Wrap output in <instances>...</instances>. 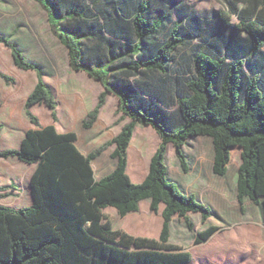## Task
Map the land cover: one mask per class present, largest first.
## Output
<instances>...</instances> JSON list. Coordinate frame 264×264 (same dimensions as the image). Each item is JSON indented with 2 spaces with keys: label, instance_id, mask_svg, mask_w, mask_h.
<instances>
[{
  "label": "trees",
  "instance_id": "trees-1",
  "mask_svg": "<svg viewBox=\"0 0 264 264\" xmlns=\"http://www.w3.org/2000/svg\"><path fill=\"white\" fill-rule=\"evenodd\" d=\"M34 1L46 12L50 32L67 49L70 68L102 86L95 106L82 119V127L94 124L108 94L118 99L115 115L129 122L111 141L83 156L74 145L75 133H58L54 125L41 127L30 113L31 106L43 104L56 122L54 95L43 81L40 66L27 61L7 38H0L13 65L36 75L24 106L32 128L18 149L0 151L2 158L15 157L35 165L29 183L32 204L18 211L0 205V264H188L191 253L169 242L172 217L182 218L193 232L187 213H199L204 223L212 212L194 195L182 193L168 181L165 152L171 143L180 169L187 172L183 146L196 136L211 139L212 172L218 176L226 173L230 151L240 149L237 201L242 212L244 199L260 205L264 221V74L263 69L255 72L249 62L264 46V0H216L222 7L217 13L221 27L216 37L197 46L192 74L182 80L172 77V63L175 53L188 47L193 35L174 0H136L131 4L128 0ZM173 13L178 15L176 20ZM232 18L233 34L226 39L222 27L231 26ZM164 30V39L159 41ZM241 34L247 40L245 58L233 54L239 52ZM150 75L174 80L175 115L140 95L144 93L137 77ZM0 76L6 82L11 80ZM164 117L178 128L171 130ZM137 124L150 126L161 142L150 159L147 175L136 184L126 173V149ZM112 145L110 156L116 165L94 181L91 162ZM5 190L0 187V198ZM146 199L152 213L160 204L164 206L158 238L133 236L112 227L104 209L114 208L124 217L137 212ZM219 230V226L210 225L195 232L193 244L205 243Z\"/></svg>",
  "mask_w": 264,
  "mask_h": 264
},
{
  "label": "crops",
  "instance_id": "crops-1",
  "mask_svg": "<svg viewBox=\"0 0 264 264\" xmlns=\"http://www.w3.org/2000/svg\"><path fill=\"white\" fill-rule=\"evenodd\" d=\"M0 38H7L17 46L27 61L40 66L43 81L54 95L56 122L52 121L49 110L43 104L31 106L30 113L37 117L41 127L54 125L58 133H75L74 145L83 156H87L104 142L111 141L121 127L129 122L127 118L120 119L121 115L117 114L123 124L115 123L118 117L115 116L118 99L108 94L94 124L88 129L82 127V119L95 106L97 97L103 90L102 86L84 72L73 71L70 68L67 49L50 32L48 16L34 0H0ZM0 75H6L11 79L6 82L0 76V151L16 150L26 131L32 128L24 115V106L27 96L36 84V75L31 70L16 68L9 50L2 44ZM137 80L144 93L140 95L146 101H154L169 115H175L176 87L172 78L150 75L137 77ZM129 81L132 82L133 79L130 78ZM139 126L141 125L135 126L132 138L135 132L145 130L150 137L149 140L139 136L133 150L131 138L126 149V173L136 184L142 182L147 175L150 159L161 142L150 126L141 128ZM186 146L190 147V152L186 150ZM113 150L114 145L91 162L94 181H98L114 169L116 160L110 156ZM183 152L189 164L187 172L180 169L173 145L171 143L166 145L167 179L175 183L182 193L194 195L196 200L209 207L212 212L204 223L201 222L199 213H187L194 226L197 221L195 227L201 230L210 225L240 227L239 237L221 236L216 232L203 244L194 247L181 246L191 253V261L188 264H192L196 258L201 264H246L244 260L238 261L239 263L234 261L239 259L237 253H245L250 244L256 245L255 256L250 264H264V239L248 237L252 226L264 228L262 208L249 199H244L242 214L236 197L240 149L233 148L230 151L227 170L223 176L212 172L213 147L209 137L196 136L188 139L183 146ZM34 169L35 165L24 164L15 157H0V187L6 188L3 192L5 196L0 198L1 206L18 211L32 204L29 183ZM149 204L148 199L141 201L137 212L128 213L124 217H120L111 207L104 211L110 210L111 214L117 215L120 219H128L117 228L112 225L114 229L124 230L133 236H145L149 232L142 233L139 230L143 224L154 221L161 230L163 221L161 216L163 204L158 206L156 213L150 212ZM252 206L256 210V219H249L247 215V207ZM142 207L145 213L140 212ZM216 219L221 223H215L213 220ZM174 220L183 221L177 215L172 217L171 222ZM159 234L160 231L153 233L151 238H158Z\"/></svg>",
  "mask_w": 264,
  "mask_h": 264
},
{
  "label": "rangeland",
  "instance_id": "rangeland-1",
  "mask_svg": "<svg viewBox=\"0 0 264 264\" xmlns=\"http://www.w3.org/2000/svg\"><path fill=\"white\" fill-rule=\"evenodd\" d=\"M129 3H133L136 0H128ZM175 6L177 7V12L179 15L186 19V24L190 31L192 32V42L190 45L186 48L179 49L175 55H174V61L172 63V77H178L179 80L186 79L188 76L192 74V56L194 52L197 49V46L202 43L209 41L210 39L216 37V32L219 27H221V23L218 20L217 13L222 9L221 5L216 0H174ZM131 6V5H130ZM108 8V7H107ZM158 8L157 4H155V10ZM178 17L177 14H172V19L176 20ZM235 22V18H232L231 20V26L229 27H222V35L227 39L231 34H233L232 24ZM166 30L162 31L158 35V40L162 41L164 39ZM239 38V52H234L233 54L237 58H245L247 55L245 54V47L247 46V40L245 39V36L241 34V36H238ZM55 39L53 38V41ZM56 41V40H55ZM54 41V42H55ZM250 68H252L255 72H262L260 69H263L264 74V46L260 49L258 54L254 57H252L250 60ZM248 67H245V70H247ZM116 117L118 115H115ZM179 116V114H178ZM119 116L116 118V121L118 123L123 124V122H120ZM175 122V124L178 123V121L175 118H172ZM115 121V123H117ZM164 121L166 125L171 129L175 130L178 127H174L170 124L169 119L164 117ZM181 123V119H180ZM141 128V126H139ZM146 131L142 130L140 133L135 132L134 137L132 138L131 146L134 150L137 145V138L139 136H144L149 140V135H147ZM189 144H191L189 142ZM186 150L189 152L190 147L186 146ZM145 209L142 207L140 208V212H144ZM148 211V210H147ZM107 213L111 220L112 225L114 228L119 227V225H122L123 222H127L128 219L126 218H119L117 215L111 214L110 210L104 211ZM240 212L243 214V212L240 209ZM145 213V212H144ZM147 213V212H146ZM247 215L249 219H256L257 214L255 207H247ZM215 223L220 224L221 221L218 219L213 220ZM260 223V222H259ZM197 224V221H195V226ZM143 227H140L139 230L142 231V233H148L144 237H152L153 233H159L160 227L158 224L154 221H150L148 224H143ZM194 226V233L197 231H200L201 229H198V227ZM219 226V225H217ZM220 230L217 231L221 236L228 235L233 237H239L238 230L240 227L237 225L234 226H219ZM215 234V233H214ZM249 238L252 239H264V228L257 226H252L249 234ZM193 232H190L185 223L183 221L174 220L170 224V239L169 242L175 245H179L182 247H188V246H196L193 244ZM186 250V249H185ZM188 251V250H186ZM235 253V250L232 251ZM256 252V245L250 244L249 248H246V252L241 254L237 253L238 260L235 259V263H239L238 261L244 262L247 264H250L252 258H254ZM264 256V252H263ZM192 264H201L199 259H195V261L192 262Z\"/></svg>",
  "mask_w": 264,
  "mask_h": 264
}]
</instances>
